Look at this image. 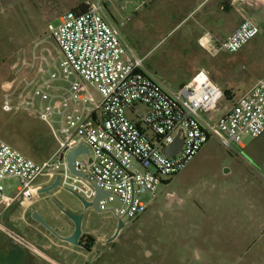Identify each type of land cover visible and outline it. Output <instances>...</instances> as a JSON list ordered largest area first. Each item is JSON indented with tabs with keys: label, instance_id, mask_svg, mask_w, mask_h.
<instances>
[{
	"label": "built area",
	"instance_id": "1",
	"mask_svg": "<svg viewBox=\"0 0 264 264\" xmlns=\"http://www.w3.org/2000/svg\"><path fill=\"white\" fill-rule=\"evenodd\" d=\"M110 1L87 0L86 11L71 10L60 16L57 25L49 24L59 58L38 46L32 59L22 61L27 71L3 83V109L21 108L38 115L51 126L58 143L52 156L38 163L0 139L3 208L17 198L37 197L36 181L46 173L53 178L60 175L61 187L88 201L95 199L98 188L108 192L99 200L100 209L130 225L158 198L166 183L162 175L186 168L211 138L234 150L244 148V134L264 133V77L243 95L229 99L231 106L220 117H205L204 112L221 109L227 97L221 86L200 69L178 90L170 88L124 37L122 28L131 15L116 20ZM145 4L147 0H141L140 5ZM121 10L126 11L127 5ZM260 33V26L245 18L224 39L204 30L200 43L237 53ZM138 103L146 110H139ZM178 134L183 147L168 157L163 148ZM82 144L90 152L82 151L75 161L80 175L71 171L67 157ZM12 177L19 178L20 185L14 196H7L3 182ZM2 226L15 243L39 252L25 235Z\"/></svg>",
	"mask_w": 264,
	"mask_h": 264
},
{
	"label": "rangeland",
	"instance_id": "2",
	"mask_svg": "<svg viewBox=\"0 0 264 264\" xmlns=\"http://www.w3.org/2000/svg\"><path fill=\"white\" fill-rule=\"evenodd\" d=\"M83 1L0 0V139L39 163L50 156L57 144L52 128L29 110L3 109V83L27 71L22 61L32 59L38 46L59 58L49 24L57 25L61 15ZM126 1L119 3L120 9L127 5ZM175 1L178 0L148 1L130 25L132 46L139 55L146 54L148 65L170 88L178 90L198 70L205 69L224 88L225 77L231 75V81H238L234 85L238 97L249 84L264 77V21L261 33L239 52L219 50L211 54L197 39L195 42L186 35L190 26L199 30V25L193 23L197 10L187 15L186 8L175 5ZM127 6L117 15L132 17L135 4ZM230 100L224 97L221 109L203 115L220 117L231 106ZM137 107L142 112L146 110L144 104L138 103ZM242 138L246 148L234 146V150L211 138L186 168L172 176L162 175L166 183L160 186L158 198L121 232L116 253H151L157 260L155 264H264V133L259 137L244 134ZM47 177L46 173L41 175L36 183ZM3 185L7 194L14 195L20 179H7ZM42 195L46 197L42 205L62 213L60 233L70 235L74 223L65 211H72L74 196L67 192L50 198V194ZM144 199L148 201L150 197L145 195ZM95 217L100 228L95 232L100 231L101 238L108 237L118 222L114 214L100 212ZM46 221L53 227L49 218ZM13 224L47 253L52 263L68 264L76 253L73 244L59 239L41 223L37 225L41 232L26 229L19 221ZM2 225L9 227L7 223L0 224V264H52L49 257L24 247L25 254L20 256L14 246L17 244Z\"/></svg>",
	"mask_w": 264,
	"mask_h": 264
},
{
	"label": "crops",
	"instance_id": "3",
	"mask_svg": "<svg viewBox=\"0 0 264 264\" xmlns=\"http://www.w3.org/2000/svg\"><path fill=\"white\" fill-rule=\"evenodd\" d=\"M122 1L124 0H111L110 3L108 4L109 10L111 11L112 15L114 16L116 20L122 19L124 17L122 15L121 16L117 15L119 12H121L119 3L120 2L122 3ZM148 1L150 4L152 3V0L151 1L147 0V2ZM86 2L87 0L83 1L82 3H86ZM130 3L135 4L133 11L130 12L132 14V20L127 22V24L122 28V31H123V34L126 40L131 44L132 40L130 39L133 36V29L131 28L130 25L133 24V21L139 17V15L141 14L140 12H142V10L146 8L147 5L145 4L146 6L144 5V7H142V5H140L141 0H127L126 1L127 5ZM173 3L175 5L177 4L183 5L184 8H186L185 12L187 13V15L192 14L197 10L195 14L196 19L195 21H193V23H195L196 25H199V30L196 29L197 27L192 28V26H190L187 29L186 35L189 36V38H195V42L197 39L199 44L202 47L206 48V50L211 54L221 52L222 50L221 51L214 50L210 47L209 44L200 43V39H201V36L204 30H210L218 38L224 39L228 37L240 25V23L245 17H251V19L260 26V28H262V22L264 21V17H263L264 0H178ZM127 9H128V6H127ZM141 56L146 57V54L141 55ZM230 68L233 69L232 67ZM229 76L231 75L228 74L227 77H225L227 81V87L225 88L222 87L215 79L214 80L221 86V88L225 91V93L229 92V95H230L229 99H231L234 96H237L234 85H236L238 81L237 82L231 81ZM242 81L243 80H241L240 82L244 84V82ZM184 83L186 82H183L182 84ZM255 83L256 82L249 84L247 86L246 91H248ZM57 147H58V143L52 148L50 152V156L46 160H44V162L47 161L52 156V154L55 152ZM244 148H246V145L244 146ZM12 178H17V177H12ZM7 179H11V178H7ZM54 179L55 178L48 175L46 181H43L42 183H36L38 189H41L42 187L49 185L50 183L54 181ZM63 192H67L68 194H71L65 188L60 187L54 193H52L51 191L48 197L50 198L52 197V195L57 196L58 194H62ZM5 194L7 196L15 195V194L9 195L6 192ZM71 196L73 197L72 194ZM44 198L46 197L43 196L42 194L38 195L37 197H35L34 199L30 201H23L22 198H17L7 208H3V206H0V224L7 223L9 224L10 228H13L17 230L18 232H20L17 228H15L13 224L16 221H19L20 223L24 225L26 229H35L38 232H41V230L37 228V225L38 226H42V225L40 224V222L36 221L32 217V213L34 211H37L45 220L49 218L50 221L52 222L51 224L53 225V227L60 233V230H59V219L60 218L59 217H60V214L62 215V213L58 212L56 209H53V207L51 206L47 207V206L42 205ZM71 210L72 212L82 211L81 209L75 208V207H72ZM94 216L95 214H93L91 211H87L86 217L83 219V223L85 222V227L83 228L84 231L89 230L92 227L90 222H91L92 217ZM73 227H74V224H73ZM73 231H74V228L71 230L69 234H71ZM19 247L21 248V246ZM35 253L43 254L44 257L47 259L49 257L47 253L40 251V250L39 252H35ZM24 254H25V249H24Z\"/></svg>",
	"mask_w": 264,
	"mask_h": 264
},
{
	"label": "water",
	"instance_id": "4",
	"mask_svg": "<svg viewBox=\"0 0 264 264\" xmlns=\"http://www.w3.org/2000/svg\"><path fill=\"white\" fill-rule=\"evenodd\" d=\"M89 87H90L92 93L96 97L99 98L100 94L98 93V91L91 85H89ZM183 144H184V139L181 138L178 134L176 139L174 140V142L172 144L163 148V153L168 157H172V156L176 155L182 149ZM82 151H87L88 153L90 152L89 148L82 144V145H79L78 147L73 148L69 152L68 157H67L68 166L70 167L71 171L75 174H80V175H83V173H82V171L78 170V168L76 167L75 161H76L78 155ZM60 178H61L60 175H57L52 183H50L49 185L39 189L38 190L39 195L40 194L49 195L51 193V191H53L57 187L61 186ZM65 189L69 193H71L75 198L72 202V207L79 208L82 210L79 212L65 211L66 215L69 217V219L75 225L74 231L70 235H61L37 211H34L32 213V217L36 221L40 222L42 225H45L51 231V233H53L59 239L65 241V242H68L70 244H73V245H81L80 238H81L82 233H83L84 212L87 211L88 209H94V211H96L98 213L103 212L100 209L99 200L109 193L98 188V195L95 197V199H93L92 201H88L81 194L74 191L73 189H70V188H65ZM125 226H126V224L122 220H119L118 221V230H117L116 234L113 236V238H116L118 236V234L120 233V231Z\"/></svg>",
	"mask_w": 264,
	"mask_h": 264
},
{
	"label": "flooded vegetation",
	"instance_id": "5",
	"mask_svg": "<svg viewBox=\"0 0 264 264\" xmlns=\"http://www.w3.org/2000/svg\"><path fill=\"white\" fill-rule=\"evenodd\" d=\"M87 211H91L93 214L98 212L94 211V209H88ZM87 211L84 212V218L86 217ZM91 228L89 230H83L82 236L80 238L81 245H74L75 254L68 264H155L156 259H153V254L150 255H141V254H124V253H116L118 250V240L121 232L130 225H126L118 234L116 238L113 236L116 234L118 230V222L115 223L112 227V233L106 237H100V231L95 232V230H100L98 226V222L96 221V217H92L91 219ZM99 225V224H98ZM75 228V226H74ZM106 229H111L108 227ZM51 263L53 261L49 260ZM57 264V263H52Z\"/></svg>",
	"mask_w": 264,
	"mask_h": 264
},
{
	"label": "trees",
	"instance_id": "6",
	"mask_svg": "<svg viewBox=\"0 0 264 264\" xmlns=\"http://www.w3.org/2000/svg\"><path fill=\"white\" fill-rule=\"evenodd\" d=\"M87 7H88L87 3H82L81 5L77 6L73 10L76 12H84V11H86ZM226 95H227V97L230 96L229 92H226ZM14 246H16V245H14ZM17 246L19 247L20 245H17ZM18 247H16V248L19 252V255L22 256L24 254V249L22 247L21 248L20 247L18 248Z\"/></svg>",
	"mask_w": 264,
	"mask_h": 264
}]
</instances>
